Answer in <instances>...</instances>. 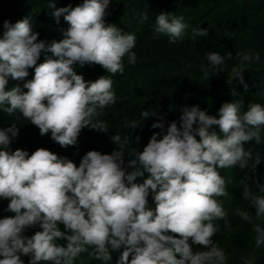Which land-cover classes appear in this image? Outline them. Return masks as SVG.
<instances>
[{
    "label": "clouds",
    "instance_id": "9594fccd",
    "mask_svg": "<svg viewBox=\"0 0 264 264\" xmlns=\"http://www.w3.org/2000/svg\"><path fill=\"white\" fill-rule=\"evenodd\" d=\"M110 5L111 0H83L75 7L57 8L52 0V17L59 24L63 16L68 28L60 29L62 39L47 45L38 39L30 17L14 24L5 20L0 38V112L10 117L19 113L41 136L50 133L62 148L77 147L85 128L107 133V123L95 118L116 103L111 77L123 75L126 55L130 65L137 60L132 51L135 33L123 32L106 20ZM187 28L183 16L169 12L156 16L154 31L170 43L181 40ZM206 35V28L192 29V38ZM42 52L52 55L38 64ZM205 59L202 70L209 78V68L219 74L233 57L230 52L227 56L208 52ZM237 59L231 78L247 91L245 62H259L260 53H237ZM76 64L99 65L108 75L86 80L74 70ZM30 68L34 76L26 80ZM10 78L24 81L23 86L9 88ZM180 113L179 121L166 127L163 115L144 110L142 121L158 116L151 128L161 132H154L142 151L131 137L115 134L110 140L117 147L111 154L88 151L79 166L45 148L31 155L22 149L9 151L19 128L0 127V198L9 201L6 211L13 213L0 219V264H25L22 257L30 258L28 264H76L86 252L103 264H110L113 252L119 253L115 264H226V252L213 239L220 231L216 221L229 225L219 199L229 195L228 181L219 170H244L251 161V172H256L261 157L245 145L261 143L264 106L249 103L245 110L243 100H235L223 103L217 115L199 106H184ZM140 125L134 122L132 127ZM140 139L137 135L134 143ZM125 155L134 158L126 163ZM251 179L246 174L240 183L242 198L255 208V216L240 208L235 212L249 223L264 218V184L255 181L253 188ZM150 194L154 207L149 206ZM36 227L40 230L33 235L25 234ZM254 231L259 248L264 227L255 224ZM243 264L253 260L243 258Z\"/></svg>",
    "mask_w": 264,
    "mask_h": 264
},
{
    "label": "trees",
    "instance_id": "16d2710c",
    "mask_svg": "<svg viewBox=\"0 0 264 264\" xmlns=\"http://www.w3.org/2000/svg\"><path fill=\"white\" fill-rule=\"evenodd\" d=\"M152 1L154 0H111L108 9L110 13L106 17L108 23L115 24L123 32L135 33L137 37L136 46L132 50L137 55L135 65L128 63L126 55L123 58L125 67L123 75L117 74L111 77L114 81L116 103L106 107L102 114L95 118L105 121L109 131L103 133L85 128L81 132L77 147L62 148L52 141L50 133L41 136L39 129L19 113L10 117L0 112V127H10L11 124H16L19 128V135L12 140L9 151L22 149L31 155L38 148H45L58 156L67 157L79 166L81 158L88 151L95 150L102 154H111L117 147L110 140V137L115 134L121 135L122 138L131 137L133 146L142 151L151 135L154 132H161V129L151 128V124L157 122L158 116L142 121L141 113L144 110H155L158 115H163L167 127L171 121H179L180 109L184 106H199L209 115H217L218 109L223 103L235 100H243L245 110L249 103H260L264 106V65L261 68H253L248 71V78L245 80L248 85L247 91L242 85L234 90L237 93L235 96L223 91L224 78L221 72L212 74L211 68H209V78H205L202 70V65L207 66L205 53L217 52L222 56H227L228 53L223 52V49L232 51L249 49L248 35L246 36V34L250 31V27L244 25L241 18L247 16L246 10H251L253 13L256 10L246 6L245 1L240 7L242 0H177L174 5L163 9H158L157 5L148 7ZM209 1L218 2L217 6L221 7L223 11L215 15L209 11L197 15L198 10ZM51 3L52 0H0V38L5 31L3 29L5 20L14 24L25 17H30L33 30L39 33L38 39L44 41L46 45L53 40L62 39L63 35L60 29L66 30L68 24L64 21L63 16L60 18V23H56L51 15L54 9H49ZM54 3L57 8L75 7L83 3V0H54ZM160 12H169L177 17L183 16L188 28L181 40L170 43L167 36L154 31L155 19ZM262 18L264 20V17ZM205 21L207 23H204ZM230 24L234 25L231 28L232 32L226 31L227 35L222 37L225 32L222 28ZM199 27L206 28L208 35L192 38V29ZM51 55V53L42 52L37 63L44 62L45 57ZM231 60L225 61L223 69L233 66L230 63ZM73 68L86 80L94 81L102 75H108L99 65L81 67L76 64ZM28 72L29 76L26 80L33 78L34 68L28 69ZM23 83L24 81H15L10 78L8 87L17 84L22 87ZM134 122L141 123V125L135 129L132 127ZM125 123L128 124L127 127ZM214 130L222 137L223 134L218 126H214ZM137 135L141 139L138 144H135L134 140ZM245 148H251L254 156L259 154L261 157V163L257 166L255 173L251 172V161L249 167L244 170L238 167L219 170L220 174L228 181L229 195L219 199L223 201V206L228 212L229 225L226 226L223 220L216 221L220 231L213 239L226 252V264H243V258L253 260V264H264V244L259 248L256 247V232L254 231L255 224L264 227V218L253 219L249 223L235 214L236 209L240 208L248 210L253 217L255 216V208L249 206V202L242 198L243 186L240 181L244 180L245 175L248 174L252 177L249 183L253 188H255V181L264 184V130L261 132L260 144L253 141L246 144ZM132 158L134 157L125 155V162L127 163ZM131 170L128 169V171ZM147 175L146 173L145 178ZM136 182L142 183V179L137 178ZM254 191L259 192V189H254ZM148 199L149 206L154 207L151 194ZM8 203V200L0 198V219L13 215L6 211ZM59 227L61 231L65 230L62 224ZM38 230H40L38 227L30 228L25 234L31 236ZM59 242L66 243V241ZM112 256L113 260L110 264H115L119 253L113 252ZM22 259L25 264H28L30 258L22 257ZM76 264H103V262L90 258L86 252L81 254Z\"/></svg>",
    "mask_w": 264,
    "mask_h": 264
},
{
    "label": "rangeland",
    "instance_id": "374dc122",
    "mask_svg": "<svg viewBox=\"0 0 264 264\" xmlns=\"http://www.w3.org/2000/svg\"><path fill=\"white\" fill-rule=\"evenodd\" d=\"M157 1V2H156ZM177 0H154L150 2L148 7H156L158 6V9H163L165 7H168L170 5H174V3ZM220 1V0H217ZM245 1L246 6H250L251 9L254 11L256 10L255 13L251 12V10H246L245 13H247V16H242L241 22H244V25H248L250 27V31L247 32L246 36L248 35V40L247 42L249 43V49L247 48L246 50L242 51H232V50H226L223 49L222 51L225 53H232L233 59L231 60L230 63L233 64V66L238 65L239 61L237 59V53H244V52H259L260 53V61L255 62L253 61L252 63L245 62L244 65V80L248 78V71L252 70L253 68H261L264 65V20L262 17H264V0H242L240 1V7L243 6V3ZM163 2V3H162ZM165 3V4H164ZM218 3V2H216ZM214 1H209L205 6L200 8L198 10L197 15L203 14L205 11H209L213 15L217 14L220 11H223L221 7L217 6ZM216 5V6H215ZM242 9V8H241ZM146 17V15H145ZM211 18V17H209ZM204 23H207L205 21ZM234 25L230 24L222 29L225 30L223 32L222 37L226 34V31L232 32L231 28H233ZM230 29V30H229ZM222 33V32H221ZM232 34V33H231ZM229 34V35H231ZM232 66V67H233ZM231 68L224 69L223 72H221L222 77L224 78V86H223V91L232 93L234 90L240 88L242 84L239 83L238 79H235L232 81L231 78Z\"/></svg>",
    "mask_w": 264,
    "mask_h": 264
}]
</instances>
